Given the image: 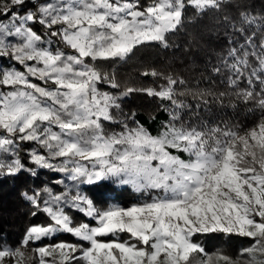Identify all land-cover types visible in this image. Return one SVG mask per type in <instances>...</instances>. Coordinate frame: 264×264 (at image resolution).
<instances>
[{"label": "snow or ice", "instance_id": "6c2138e0", "mask_svg": "<svg viewBox=\"0 0 264 264\" xmlns=\"http://www.w3.org/2000/svg\"><path fill=\"white\" fill-rule=\"evenodd\" d=\"M226 6L227 0H0V60L14 62L0 68V177L36 174L19 158L27 142L34 145L32 164L63 174L58 184L70 182L59 193L46 186L24 194L52 223L28 228L16 247L0 244V264H240L239 257L209 255L198 243L209 233L249 238L243 264H264V17L259 35L249 33L257 18L247 12L239 28L233 25L243 42L230 41L212 69L224 75L225 91H193L181 77L156 70L142 74L162 79L159 89L104 90L121 84L101 62L110 67L144 47L167 49L188 9L206 15ZM229 90L257 106L250 126L185 119L191 106L184 97L207 107L223 103ZM135 91L169 102L156 134L134 113L121 110L116 118L121 96ZM112 183L148 199L101 209L79 190ZM73 208L94 224H74L65 210ZM56 232L78 243L40 245L26 256L30 244Z\"/></svg>", "mask_w": 264, "mask_h": 264}, {"label": "trees", "instance_id": "16d2710c", "mask_svg": "<svg viewBox=\"0 0 264 264\" xmlns=\"http://www.w3.org/2000/svg\"><path fill=\"white\" fill-rule=\"evenodd\" d=\"M45 2L49 0H36L37 4ZM227 4L229 6L221 11H210L206 15H195L192 9H188L184 26L170 37V47L167 49L156 46L144 47L127 63L118 62L110 67L107 63L101 62L103 70L115 72L121 84L119 90L109 89L107 86L104 90L123 93L128 87L159 89L164 84L162 79L142 74L156 70L181 77L186 87L193 91L197 89L225 91L227 85L224 75L216 74L212 69L219 66L222 58L226 56L230 41L243 42L233 25L239 28L240 14L247 12L257 18V23L248 28L249 33L256 31L259 35L260 18L264 17V0H227ZM245 27L248 26L245 25ZM34 29L44 32L39 24L34 25ZM13 64L11 60H0V68L10 67ZM34 82L39 83V81ZM183 99L191 106L190 110H186L185 119L193 122L199 118L203 123L248 127L259 115V110L254 103L236 100L230 90L229 96L225 97L223 103H211L207 107L191 95ZM119 102L121 107L116 110L117 119L123 118L120 116L121 110L125 115L134 113V119L153 134H156L161 124L168 120L169 102L148 96L142 91L122 95ZM109 127L112 126L109 125ZM33 147L34 145L30 143H24L19 152V158L27 168L35 169V175L30 171H22L14 177H0V244L16 247L28 228L47 226L52 223L46 213L38 211L25 198V193L32 195L34 191L46 186L59 193L64 190L65 184L70 183L65 180L64 184H58V180L64 179L63 174L53 173L32 164L29 152ZM79 190L89 198L94 197L96 206L101 209L113 206L129 207L148 199L147 194L138 193L129 185L116 183L110 184L107 188L80 185ZM65 210L74 224H94L90 217H86L74 208L71 211ZM120 236L122 239H128V234H120ZM100 239L108 240L110 237ZM60 242L78 243V240L70 233L56 232L41 241L30 244L27 249ZM198 243L209 255L223 253L234 260L239 257L240 264H243L245 257L241 256V252L244 248L250 247L252 241L235 234L209 233L199 235ZM25 253L26 256L31 255V251Z\"/></svg>", "mask_w": 264, "mask_h": 264}, {"label": "rangeland", "instance_id": "374dc122", "mask_svg": "<svg viewBox=\"0 0 264 264\" xmlns=\"http://www.w3.org/2000/svg\"><path fill=\"white\" fill-rule=\"evenodd\" d=\"M124 208H127V207H124ZM24 251L27 252V253H30L31 250L30 249H24Z\"/></svg>", "mask_w": 264, "mask_h": 264}]
</instances>
